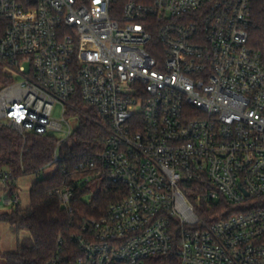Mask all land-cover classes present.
I'll return each instance as SVG.
<instances>
[{"label":"built area","instance_id":"2783aa9c","mask_svg":"<svg viewBox=\"0 0 264 264\" xmlns=\"http://www.w3.org/2000/svg\"><path fill=\"white\" fill-rule=\"evenodd\" d=\"M255 1L0 0V125L62 142L81 100L106 132L82 183L126 192L45 264H264ZM11 177L0 168L2 185ZM74 190H58L70 212ZM3 200L20 204L18 190ZM202 202L218 211L202 215Z\"/></svg>","mask_w":264,"mask_h":264},{"label":"trees","instance_id":"16d2710c","mask_svg":"<svg viewBox=\"0 0 264 264\" xmlns=\"http://www.w3.org/2000/svg\"><path fill=\"white\" fill-rule=\"evenodd\" d=\"M251 19L249 45L262 54L264 64V1L253 3ZM74 104L77 110L70 109V114L77 119L76 127L72 135L62 142L55 134H20L0 125V168L12 174L8 185L0 186L4 191L8 187L18 189L19 177L38 174L47 166L56 165L53 174L32 184L27 206L17 204L12 206L10 212H0V221L9 222L17 232L24 230L28 233L15 252L2 254L0 250L6 264H45L57 253L59 238L69 241L84 216L98 218L112 203L126 195L123 186L100 179L103 188L89 200L83 199L89 188L82 181L98 168L106 132L94 108L78 99ZM56 150L59 160L54 161ZM72 186H75V190L73 211L70 212L64 206L58 190ZM194 191L198 192L197 188ZM197 192L188 193L194 202ZM221 202L227 206L225 200ZM197 209L206 217L218 211L215 206L209 208L206 202L197 205Z\"/></svg>","mask_w":264,"mask_h":264},{"label":"rangeland","instance_id":"374dc122","mask_svg":"<svg viewBox=\"0 0 264 264\" xmlns=\"http://www.w3.org/2000/svg\"><path fill=\"white\" fill-rule=\"evenodd\" d=\"M56 117L61 118L60 111L56 112ZM66 126V124H65ZM58 135H61L58 133ZM56 169V165L52 164L47 166L40 173H32L26 174L18 178L17 180V190L20 196V204L21 206H27L30 201V190L32 184L46 176H50ZM0 186L2 183L0 182ZM89 188V191L83 196L84 200H89L99 189L103 188V184L101 180L91 181L89 184L85 185ZM5 194L4 189L0 187V212H10L12 209L11 205H8L4 202L3 196ZM28 235L27 231H20L14 228L12 224L5 221H0V250L2 254L15 252L18 249V245L20 241ZM0 264H6L5 256H0Z\"/></svg>","mask_w":264,"mask_h":264}]
</instances>
